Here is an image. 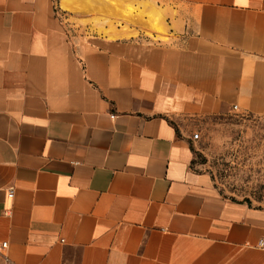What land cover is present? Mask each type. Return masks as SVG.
I'll return each instance as SVG.
<instances>
[{
  "label": "crops",
  "instance_id": "crops-1",
  "mask_svg": "<svg viewBox=\"0 0 264 264\" xmlns=\"http://www.w3.org/2000/svg\"><path fill=\"white\" fill-rule=\"evenodd\" d=\"M179 5L162 44L0 0V264H264V206L192 150L200 118L264 117V0Z\"/></svg>",
  "mask_w": 264,
  "mask_h": 264
},
{
  "label": "rangeland",
  "instance_id": "rangeland-1",
  "mask_svg": "<svg viewBox=\"0 0 264 264\" xmlns=\"http://www.w3.org/2000/svg\"><path fill=\"white\" fill-rule=\"evenodd\" d=\"M53 0L56 15L74 41L124 39L169 44L179 0ZM159 31H156L155 29ZM194 167L210 175L222 197L264 206V117L234 111L195 121Z\"/></svg>",
  "mask_w": 264,
  "mask_h": 264
},
{
  "label": "built area",
  "instance_id": "built-area-1",
  "mask_svg": "<svg viewBox=\"0 0 264 264\" xmlns=\"http://www.w3.org/2000/svg\"><path fill=\"white\" fill-rule=\"evenodd\" d=\"M234 110L235 111H237V106H235V108H234ZM193 139L196 141V140H198L199 139V134L197 133V134H194L193 135ZM10 197L11 198H13L14 197V193L13 192H10ZM7 243H3L2 245H1V247H0V251L2 250V249H4V248H7Z\"/></svg>",
  "mask_w": 264,
  "mask_h": 264
},
{
  "label": "bare ground",
  "instance_id": "bare-ground-1",
  "mask_svg": "<svg viewBox=\"0 0 264 264\" xmlns=\"http://www.w3.org/2000/svg\"><path fill=\"white\" fill-rule=\"evenodd\" d=\"M64 2V1H63ZM63 7L67 10L71 8V6L69 5L68 1L66 0V2L63 3ZM156 31H159L157 28L155 29Z\"/></svg>",
  "mask_w": 264,
  "mask_h": 264
}]
</instances>
